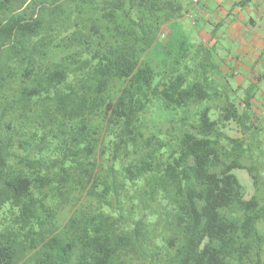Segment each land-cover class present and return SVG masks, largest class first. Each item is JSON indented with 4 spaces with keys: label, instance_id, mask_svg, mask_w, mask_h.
Returning <instances> with one entry per match:
<instances>
[{
    "label": "trees",
    "instance_id": "1",
    "mask_svg": "<svg viewBox=\"0 0 264 264\" xmlns=\"http://www.w3.org/2000/svg\"><path fill=\"white\" fill-rule=\"evenodd\" d=\"M182 16L0 0V264H264L254 94L237 104L213 51L171 44Z\"/></svg>",
    "mask_w": 264,
    "mask_h": 264
},
{
    "label": "crops",
    "instance_id": "2",
    "mask_svg": "<svg viewBox=\"0 0 264 264\" xmlns=\"http://www.w3.org/2000/svg\"><path fill=\"white\" fill-rule=\"evenodd\" d=\"M186 13L190 20L201 22L198 42L215 53L225 76L235 77L239 88L252 85L247 89L254 94L250 110L257 116L258 130L264 132V92L257 100L252 91L254 84L259 91L264 83V0H200L192 2Z\"/></svg>",
    "mask_w": 264,
    "mask_h": 264
},
{
    "label": "rangeland",
    "instance_id": "3",
    "mask_svg": "<svg viewBox=\"0 0 264 264\" xmlns=\"http://www.w3.org/2000/svg\"><path fill=\"white\" fill-rule=\"evenodd\" d=\"M193 0H180L182 2V8H183V16L172 23L170 25V31L174 32L173 40L171 44H173V41L176 42L181 39H188V41H194L197 42L199 41V29L201 28V22L199 20H190L189 17L187 16L188 14L186 11L188 9H191V4ZM167 43V39L165 36H161L160 41L158 43V46H161L162 44ZM223 49V48H222ZM162 55L164 56V51L161 52ZM217 63L220 61H216ZM227 74V73H226ZM224 81L227 83H230L233 91H231V96L235 98V102L238 104L239 99H244L247 95V89L249 87H252L250 83L248 84H242V87L239 88V84L237 83V80L233 76H225ZM258 84L253 85L252 91L255 92L257 95V100L260 99V96L262 92H264V83H262V87L258 91ZM257 118V116H256ZM256 120V119H255ZM227 132L232 135V136H240V130L236 126L235 123L231 122L228 124L227 127ZM257 138H258V146H257V151L255 152V156H257V162L258 166H262L263 169L259 171V176L262 178L264 181V132L263 131H258L257 133ZM233 173L237 176L239 182L244 188L245 191V198L250 199L256 192V189L254 187V183L252 180V177L250 176L249 172L246 169L242 168H236L233 170ZM262 191L264 192V188H262Z\"/></svg>",
    "mask_w": 264,
    "mask_h": 264
},
{
    "label": "built area",
    "instance_id": "4",
    "mask_svg": "<svg viewBox=\"0 0 264 264\" xmlns=\"http://www.w3.org/2000/svg\"><path fill=\"white\" fill-rule=\"evenodd\" d=\"M200 0H193V3L198 4Z\"/></svg>",
    "mask_w": 264,
    "mask_h": 264
}]
</instances>
